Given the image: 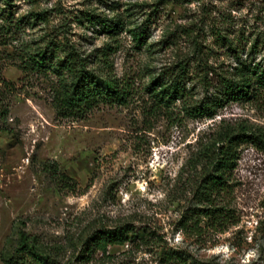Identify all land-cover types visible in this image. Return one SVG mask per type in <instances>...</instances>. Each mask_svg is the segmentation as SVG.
<instances>
[{
    "label": "rangeland",
    "instance_id": "374dc122",
    "mask_svg": "<svg viewBox=\"0 0 264 264\" xmlns=\"http://www.w3.org/2000/svg\"><path fill=\"white\" fill-rule=\"evenodd\" d=\"M13 3L15 16L30 22L18 38L0 40V109L7 107L0 119V264H17L19 230L51 251L58 247L69 264H264V87L229 100L211 118L187 112L220 95L225 79L244 85L241 69L264 63V0ZM42 11L47 18L33 20ZM85 11L96 15L92 23L78 21ZM54 36L85 54L105 50L113 74L131 87L127 103L81 119L58 116L50 102L54 74L17 67L21 49L44 48ZM103 65L96 59L86 67ZM158 76L179 81L184 97L158 102L146 88ZM232 132L258 138L238 144L228 186L200 202V177ZM52 163L57 172L47 169ZM58 173L71 180L60 182ZM209 207H221L217 224L198 210ZM125 224V243L80 260L91 234Z\"/></svg>",
    "mask_w": 264,
    "mask_h": 264
},
{
    "label": "trees",
    "instance_id": "16d2710c",
    "mask_svg": "<svg viewBox=\"0 0 264 264\" xmlns=\"http://www.w3.org/2000/svg\"><path fill=\"white\" fill-rule=\"evenodd\" d=\"M14 0H0V40L2 43L18 38L21 28L28 24L27 16L16 17L13 11ZM84 12V11H83ZM33 20H45V11L31 15ZM96 15L85 11L78 16V21L86 20L92 23ZM64 32H67L64 30ZM144 28H139L135 33L138 43L143 42ZM22 56L17 67L26 72L35 70L46 73L50 71L56 78V84L51 91V105L55 113L60 117L81 119L88 113L100 106L125 105L131 96V87L128 81H121L110 69L107 53L105 50H93L89 54L81 51L78 46L69 43L66 39L60 41L57 36L47 38L44 48L31 51L24 48L20 50ZM103 62L98 68H87L88 61L95 60ZM244 85L229 79L222 83L220 95H213L208 99H202L187 108L192 117H213L217 109L224 106L229 100L248 98L254 94L255 86L264 87V63H256L252 67H245ZM3 81V80H2ZM6 90H16L11 81H3ZM246 87V88H245ZM150 90L158 102L166 103L168 99H180L185 95L184 87L176 79L169 83L161 81L160 77L154 78L146 87ZM249 89H252L249 91ZM10 92V91H9ZM218 94V93H217ZM226 100V101H225ZM7 107L0 109V119H5ZM258 135L252 136L246 133H225L222 143L216 147V156L209 163L208 169L203 172L197 185V194L200 202H210L215 194L225 190L228 186L230 172L236 167L238 160V144L251 142L257 139ZM48 170L57 172V165H48ZM60 182H69L71 178L66 173H58ZM200 214L217 224L224 216L221 207L199 208ZM131 232L129 225L103 229L91 234L83 244L81 261H88L96 251L105 253L110 245L123 244L128 240V233ZM58 247L53 251L39 241L35 235L18 231V241L13 250L12 258L17 264H69L61 262L58 256ZM181 261L180 256H170L169 259Z\"/></svg>",
    "mask_w": 264,
    "mask_h": 264
}]
</instances>
